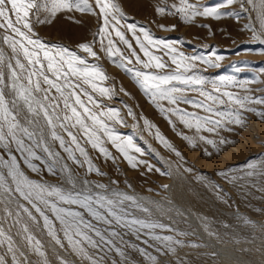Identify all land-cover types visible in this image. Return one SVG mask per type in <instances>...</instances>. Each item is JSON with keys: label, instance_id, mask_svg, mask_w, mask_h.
<instances>
[{"label": "snow or ice", "instance_id": "snow-or-ice-1", "mask_svg": "<svg viewBox=\"0 0 264 264\" xmlns=\"http://www.w3.org/2000/svg\"><path fill=\"white\" fill-rule=\"evenodd\" d=\"M237 2L226 0L219 7H202L190 0H179L171 5L174 11L157 8V13L179 14L187 24L197 17L220 19L228 15L220 8ZM239 3L241 9L245 4L253 9L259 6L264 16V0H239ZM62 11L90 14L101 22L97 39L78 46L86 56L39 38L35 25L50 23V18ZM41 13H45L43 18ZM126 20L116 0H0V40L11 50L10 57L0 50V150L7 156L0 155V264H9V258L10 264H52L33 227L46 233L59 250H70L87 264H106L102 255L105 248H116L124 255L114 239L120 236L118 229L127 230L138 240L146 237L145 244L168 254H174L178 247H198L160 234L175 229L153 218L156 201L89 178L92 174L106 175L95 166L89 148L115 163L116 156L107 147L110 144L133 169L144 162L133 155H143L133 137L116 130L117 125L127 127L120 109L107 107L97 99V96L111 99L114 88L105 86L107 74L101 65L90 63L88 58L101 59L94 50L98 43L99 52L131 76L176 135L193 148L202 143L219 150V146L229 143L220 133L233 131L231 125L242 126L243 112H254L264 118V110L251 107H264V96H254L253 90L246 87L255 81L238 82L227 76L219 77L218 81L208 79L195 62L215 66L212 60L190 57L178 51L175 41L156 38L145 27ZM261 28L264 30V23ZM252 31L253 39H261ZM212 56L217 61L223 59L215 53ZM128 115L135 118L131 109ZM177 124L193 134L177 131ZM143 125L150 134L155 129V139L180 161L184 160L156 125L146 118ZM57 143L60 151L55 150ZM205 152L212 155L207 149ZM20 161L32 173H41L42 169L34 163L39 161L49 175L59 174L62 180L56 184L48 183L43 176L34 180ZM180 167L183 165L178 164L177 169ZM78 169L85 174L81 176ZM148 171H152L151 166ZM217 174L232 179L226 171ZM197 179L210 183L204 174ZM111 184L117 185L118 181L112 180ZM162 187L167 190L168 185ZM213 187L219 190V186ZM139 251L144 253V249ZM52 252L58 264H69L56 248Z\"/></svg>", "mask_w": 264, "mask_h": 264}, {"label": "rangeland", "instance_id": "rangeland-1", "mask_svg": "<svg viewBox=\"0 0 264 264\" xmlns=\"http://www.w3.org/2000/svg\"><path fill=\"white\" fill-rule=\"evenodd\" d=\"M116 2H118V5L121 4L122 11L126 14V23H137L138 25L148 29L156 38L164 39L166 41H175V46L178 51L184 52L190 57L200 56L205 59L212 60L215 66H210L200 61L195 62L200 73L208 79L218 81L219 77L227 76L234 77L238 82L255 81L247 84L246 87L253 90L251 93L252 95L264 96V44L261 43L260 39H253L254 33L252 30L254 27L249 24V19H246L248 17V9L253 16H257L255 17V19L257 18L258 20H256V28L260 29L261 32H264L261 28L262 23H264V16H262L259 6H257L256 9H253L251 5L245 4V7L241 9L238 0L237 3H234L227 8H220L221 12L228 13V15H224L220 19H214L212 17H197L194 22L186 24L181 20L179 14L169 15L167 12L164 14L157 13V8H167L172 10L171 5L178 4L179 0H116ZM190 2L198 3L202 7H219L224 4L226 0H190ZM44 15L45 13H41L42 18ZM50 19V23L46 22L44 24L35 25V30L38 33L39 38L48 44H59L65 46L70 50L78 52L80 55H82L83 52L80 51L78 46L83 42L90 43L97 39L96 33L101 23L95 16L90 14H81L75 11H62L54 18ZM56 20H70V22H74L79 25L85 24L88 27V35H85L83 42L79 41L75 45L60 28L57 29L56 27V29H54L52 24L56 22ZM160 25L165 26L168 30L162 29ZM173 25H175L174 29L172 28ZM54 34H58L59 39L58 37H55ZM127 35L129 39H131V34L127 33ZM96 45H98V43ZM96 45H94V50H96L98 54L103 57H101L99 61H94L89 57V62L100 63L105 73L110 72L111 79L115 82H117L118 76L119 85H127V88L124 86L123 89L126 90L128 95L130 94L129 91H133V93H131L133 95V97H131L132 99L128 97V95L124 96L127 97L129 103L132 101L131 104L136 96L138 99H135L133 105L136 103L134 106H142L137 107V109H140L137 113L140 112V114L139 116H135V121L138 122L141 118L140 116H142V119H144V117L148 120L153 118L156 121L158 119L156 126L161 123L160 127L163 126L162 130L166 129V132H163L166 134L168 130V133L173 139H170V141H174L173 143L171 141L173 146H176L177 150L178 148L181 149V154L184 157V160L182 162H180L179 159L175 160L176 166L178 164H182L183 167H180L179 171L188 176L182 177L181 181L188 188H192V183L194 185H198L203 191V194L208 196L212 194L215 196L218 206L220 207V212L218 213L220 215L216 217L218 233L215 237L222 242L229 241L235 251L239 250L246 256L247 259L244 263L238 264H263L264 251H260L262 254L261 260H259L258 256L260 255L258 254V250H254L253 248L257 247L260 241L264 242V118H261L254 112H243L242 116L245 122L242 126L231 125L230 127L233 128V131H222L220 133L221 136L230 141L229 143L219 146V150L213 149L211 145L202 143L196 148H193L189 146L186 141L176 135V132H174L168 125L167 121L149 101V98L143 95L144 93L135 83H133V80L131 81V79H129L131 76L129 77V75H127L122 68L113 65L104 53L99 52V45ZM133 46L135 47L134 41ZM120 47L123 48V45H120ZM137 52H139L138 48ZM212 53L223 57V59L219 61L215 60ZM157 54L162 55V53ZM82 56H86L85 53H83ZM164 60L168 61V58L164 57ZM168 62L170 63V61ZM112 75L115 78H113ZM119 76L120 78H123L121 79L124 81H122L123 83H120ZM110 82L111 81L108 80L106 84L110 85ZM133 85L136 91H134ZM122 87L123 86H119L120 89ZM137 87L138 90L136 89ZM139 90L141 91L139 92ZM232 90L239 91V89ZM122 94H124V92ZM131 94L129 96H131ZM142 96L146 98V101ZM97 99L105 103L104 105L109 104L106 103L107 101H103V98H100L99 96ZM137 102L139 104H137ZM143 102L145 103L144 105ZM110 107L114 108L112 105ZM251 107L264 110V107L259 105H251ZM142 108L143 111L145 110L146 112H143ZM147 110H149L150 114L147 113ZM153 119L151 123L156 124ZM141 121L143 122V120ZM177 131H184L188 135L193 134L192 132H188L183 129V127L179 124H177ZM202 134L209 136V138L212 139H218V137L209 133ZM168 138H170L169 135ZM205 149H207L208 152H211L212 155H207ZM0 155H5V158H7L6 154L2 150H0ZM171 155L173 154L171 153ZM34 163L42 169L41 173H32L23 165V161L21 163V167L30 178L39 180L40 177L43 176L48 183L52 184H56L59 181L60 177L58 178L57 176L49 175L47 171L44 170V164L38 163L37 161H34ZM151 165L152 173L148 171V167L150 165L139 168L137 167L136 169L130 167L129 170L132 175H138V179L135 183L131 184L132 187H138L144 190L151 189L149 193L152 194L155 192L154 190L156 189L154 183L158 182L159 178L156 169H153L154 163ZM124 167H129V165L126 161H123L122 157L121 162L119 161V163H117V168L123 169ZM184 168H191L193 171L185 172ZM223 171H226L227 175L232 179L226 180L224 177L217 174ZM250 172L254 174L248 175ZM200 174H204L207 181H210V183L199 181L197 176ZM190 178L191 181L189 184ZM116 179L118 182H122L125 178L117 177ZM213 185L219 186V190L213 187ZM223 213L226 216L222 217ZM230 213H234V215L237 213L239 215V220L235 222L228 219L227 215ZM137 215L141 214L137 213ZM85 216L87 219H90V217H87L86 214ZM118 231L120 232V238L124 236L125 238L127 237V239L134 238V240H131H133L135 244L137 243L136 246L144 250L146 248L144 252L149 253H145L146 255L143 256L144 254H142L136 246V248H132L130 246H122L120 244L117 245L118 243L116 241V245L121 247L120 251H123L125 254L124 256L120 255L116 248H112V250L105 248L102 255H104L106 257V261L111 264H123V262L125 264H145V261H148L153 257H168L166 256L167 252L157 251V249L150 246V244H145L143 241L146 237L142 236L141 239L138 240L134 234L125 229H118ZM40 232L39 228H36L35 234H39ZM139 244L142 247L138 246ZM245 244L249 245L244 246ZM262 245H264V243ZM45 249L52 261V255L50 254L53 252L50 251V249H47V246H45ZM123 249L126 252H124ZM58 253L60 254L61 252L58 251ZM67 253L68 252H66L67 256H64L65 253H61L60 255L65 258H69L70 253ZM121 256H123V260L121 259ZM163 259H166L165 261H167V259L169 260L170 258ZM67 260L69 261V259ZM73 262H75L74 264H81L79 261ZM52 264L55 263L52 262ZM200 264H202V262ZM219 264L224 263L220 262Z\"/></svg>", "mask_w": 264, "mask_h": 264}, {"label": "bare ground", "instance_id": "bare-ground-1", "mask_svg": "<svg viewBox=\"0 0 264 264\" xmlns=\"http://www.w3.org/2000/svg\"><path fill=\"white\" fill-rule=\"evenodd\" d=\"M119 6L122 9L121 4ZM253 13H255V12H253ZM247 15H248V17L246 19L247 20L249 19V24L254 27L255 34L258 37H261V39H264V32L263 31L261 32L260 29L256 28L257 18L255 19V17H257V16H253V14L248 9H247ZM257 25H258V23H257ZM52 26L54 27V29H56V27H57V29L60 28L71 39V42H73L75 45L79 41L83 42L85 35H88V33H87L88 27L85 24L79 25L77 23L70 22V20L69 21H66V20H58L57 21L56 20V22H54L52 24ZM54 35H55V37H58V34H54ZM58 39H59V37H58ZM256 42H258V41H256ZM83 43H85V42H83ZM98 45H96V46H98ZM0 50H3L4 53L6 54V56H8V57L11 56V50L6 45H4L2 43V40H0ZM82 55H83V53H82ZM101 57H103V56H101ZM105 63H107V62H105ZM103 64H104V62H103ZM99 65H100V63H99ZM106 74L109 78L108 80L111 82L109 83L110 85L106 84L105 86L113 87L114 93H113L111 99L103 98V101H105V102L107 101L106 103H109L108 105H105V106L110 107L112 105V106H114V108L120 109L121 116L123 117V119L127 125V127H121V126L117 125L116 130L121 135H125V136L130 135L133 137L134 143H136V145L141 147L143 150V155L136 154V153H133V155H136L139 160H141L143 162L146 161L144 163H147V164H144V163L140 164L138 166V168L144 167L147 165L152 166L151 164L154 163L153 169L154 170L156 169V172L158 173L159 181L154 183L156 190H154L155 192H153V194L149 193L150 192L149 190L140 189L138 187H132L131 184L135 183V181L138 179V175H132V173L129 170L130 166L124 167L123 169L117 168V163H119V161L121 162L122 156L120 157V154L117 153L115 151V149L112 148V146L110 144L107 145V147L112 152V154L114 156H116L115 163H113L110 160H108V161L104 160L102 157H100V155L98 153L94 152L93 150H91L89 148V151L93 157L95 166L99 167L101 169V171L106 174L103 177L96 176L95 174H92L89 178L91 180H93L94 182L104 183V184L108 185L110 188L118 189V190L124 191V192H128L130 195L142 196L145 199L156 201L157 205L154 206L153 218L159 219L161 222H163L165 224H169V225H171V227L173 229H175V231H173V232H161L160 234L171 235L173 237V239H179V240L183 241L185 245H198V247H191V246L178 247L177 251L174 254H168L167 253L166 256H168V257H163V256H159V257L157 256L156 258L154 257L155 258L154 260L150 259L148 261H145V264H181V261L183 262V264H200L201 262H202V264H204V263H206V264H219L220 262L224 263V264L244 263V261L247 258L241 251H239V250L235 251L232 247V244L229 241L222 242V241H219L215 237V236H217V233H218V228L216 225V217L218 215H220V214H218L220 212V207L218 206V203H217L215 196L212 194H210L209 196L203 194V191L201 190V188L198 185H194L192 183H191L192 188L186 187V185L181 181V178L182 177H188V176L185 173L180 172L176 166L175 160H177L179 158L174 156L173 153H172L173 155H171V152H169L166 148H164L155 139V135H154L155 129L152 130L151 134L147 130L144 129L143 122L141 121V120H143L142 116H140L141 117V118L139 117L140 120L138 122H136L135 119L133 118V116L128 115V111H129V109H131L133 114H134V117L139 116L140 112L139 113H137V112L140 109H137V107H142V106H140V105H138L137 107L134 106L136 103L133 105L135 99L137 100L138 98H136V96H135L133 103L131 104V102H132L131 100H129V101H131L129 103L127 100V97L124 96L126 90L124 89L125 91H121L119 88V86H123L122 88H124V86H125V88H127V85H125V84L119 85L118 76H117V82H115L111 79L110 72H106ZM127 75H129V74L127 73ZM112 77L115 78L113 75H112ZM129 77H130V75H129ZM119 79H120V83H121L123 81L121 79H123V78H120V76H119ZM129 79H131V81H132V78H129ZM126 81H128V80H126ZM134 85H133V87H134ZM129 86H128V88H129ZM131 88H132V84H131ZM136 89L138 90V87ZM128 90H130V89H128ZM134 91H136L135 87H134ZM140 91L141 90H139V92ZM123 92H124V94H122ZM129 93L131 94V93H133V91H131V92L129 91ZM129 95H128V97H130V98L133 97L132 94H131V96H129ZM143 95H145V94H143ZM143 98H145V97H143ZM145 101H146V98H145ZM103 104H105V103H103ZM137 104H139V103L137 102ZM144 104L145 103L143 102V105ZM142 111H143V108H142ZM147 113H149V110H147ZM141 115H142V113H141ZM152 119L153 118H151V120L149 119V121L152 122ZM157 120L155 121L153 119V121L156 122V124H154V125H157V122H158ZM160 125H161V123L158 125L159 127L158 126L157 127L159 128L161 134L163 136H165L170 141V139H172V138H171L170 134L168 133V130H167V133H168L170 138H168L167 133L165 134L163 132L166 129L162 130L163 126L160 127ZM173 142L174 141H172V143ZM174 145H175V143H174ZM54 147H55V150L60 151L58 143ZM175 148H176V146H175ZM179 149L180 148H178V150ZM179 151L181 152V149ZM39 154L43 155V153H39ZM61 155L64 156L66 159V154L61 152ZM17 157L19 159L18 153H17ZM119 158H120V160H119ZM123 161H125V160L123 159ZM37 162L40 163L39 161H37ZM67 162H68L70 167H72L73 169H76V166L73 165L71 161H67ZM180 162H182V161H180ZM20 163H22V161H20ZM157 169H159V171H157ZM78 171L80 172L81 176H83L85 174L83 169H78ZM162 172H167V173H169V175H162L161 174ZM57 177L58 178L60 177L59 174L57 175ZM117 177L118 178L124 177L125 179L122 180V182H118L117 185L111 184L112 180L117 181V179H116ZM61 180H62V177H60V179L57 183H59ZM190 181H191V178L189 180V184H190ZM166 184L168 185L167 190H165L162 187L163 185H166ZM129 185H130V187H129ZM225 211H227V210H225ZM235 214L236 215H234V213L233 214L230 213L227 215V218L236 222L239 220V218H238L239 215L237 213H235ZM224 216H226V215L223 213L222 217H224ZM35 230H36V228L33 227L34 232H35ZM157 231H159V230H157ZM36 235L38 236V238H40L44 242L45 246H47V249H50V251H52L53 248H56L57 251L61 252L62 254L65 253L64 256L66 255L65 251L59 250L58 246L54 245V242H52L50 240V238H48L46 236V233L41 231L39 234L37 233ZM114 239H115V241H117V243H118V244L116 243L117 245L120 244L122 246H130L132 248L137 247L136 246L137 243L135 244V242L133 241L134 238H131V239H133V240H131L129 238L127 239V237L125 238V236L121 237V238H120V236H118ZM263 243L264 242L260 241L259 244L257 245V247L253 248L254 250H258V254L260 255V256H258L259 260H261V254H262L260 251H264V245H262ZM248 245L249 244H245L244 246H248ZM138 246H140V244ZM140 247H142V246H140ZM120 248L121 247H119V249ZM124 249H125V247H124ZM138 249H140V248H138ZM125 250H124V252H126ZM145 250H146V248H145ZM68 253H70V257L66 258V259H69V264H74L75 262H73V261H77V262L79 261L81 264H87L86 261L78 260L76 258V256L70 252V250L68 251ZM145 253H147V252H144L143 256L146 255ZM150 253H152V252H150ZM50 255H52V262L55 264H58V261L56 260L55 255L53 253H51ZM123 256H121L122 260L124 259ZM162 257L163 258H170V259L169 260L167 259V261H165L166 259L164 260ZM72 259H73V261H72ZM124 261H126V260H124ZM107 263L111 264L110 262L106 261V264ZM123 264H125V263L123 262ZM263 264H264V262H263Z\"/></svg>", "mask_w": 264, "mask_h": 264}]
</instances>
